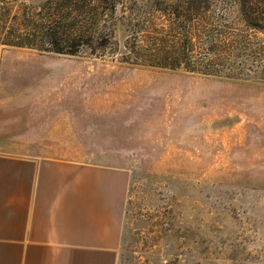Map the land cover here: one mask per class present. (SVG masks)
<instances>
[{
    "label": "rangeland",
    "instance_id": "1",
    "mask_svg": "<svg viewBox=\"0 0 264 264\" xmlns=\"http://www.w3.org/2000/svg\"><path fill=\"white\" fill-rule=\"evenodd\" d=\"M37 1L0 0V38ZM125 39L72 55L0 44V128L45 127L128 169L118 264H264V75L136 66Z\"/></svg>",
    "mask_w": 264,
    "mask_h": 264
},
{
    "label": "trees",
    "instance_id": "2",
    "mask_svg": "<svg viewBox=\"0 0 264 264\" xmlns=\"http://www.w3.org/2000/svg\"><path fill=\"white\" fill-rule=\"evenodd\" d=\"M20 11L24 30L0 44L72 55L93 40L106 49L122 30V59L136 66L264 75V41L260 46L248 33L264 35V0H38Z\"/></svg>",
    "mask_w": 264,
    "mask_h": 264
},
{
    "label": "crops",
    "instance_id": "3",
    "mask_svg": "<svg viewBox=\"0 0 264 264\" xmlns=\"http://www.w3.org/2000/svg\"><path fill=\"white\" fill-rule=\"evenodd\" d=\"M27 127L0 128V264H118L130 172Z\"/></svg>",
    "mask_w": 264,
    "mask_h": 264
}]
</instances>
